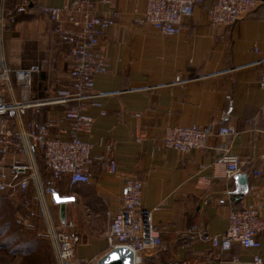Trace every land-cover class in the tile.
<instances>
[{"label": "crops", "instance_id": "1", "mask_svg": "<svg viewBox=\"0 0 264 264\" xmlns=\"http://www.w3.org/2000/svg\"><path fill=\"white\" fill-rule=\"evenodd\" d=\"M72 1L28 0L29 9L4 33L6 62L13 70L12 92L6 97L30 103L23 119L44 127L49 138H65L69 132L63 118L67 105L54 100L71 80L68 46L40 9ZM213 1L204 0L182 20L180 32L168 36L142 22L145 0H94V14L114 10L118 18L99 44L109 69L94 76V88L82 101L92 119L90 133L82 138L92 145L94 157L103 154L99 140L110 142L117 172L109 174L95 160L88 183L70 186L74 195H58L66 204L65 222L79 237L78 259L97 264L110 251L105 233L120 210L127 178L142 182L141 208L152 212L162 240L159 248L140 255L139 264H251L253 255L264 258V234L258 235L259 250L233 245L226 253L187 235L195 225L213 236L225 232L229 208L219 204L221 199L233 201L241 192V205L264 206V92L258 82L264 68V8L232 26H213L206 11ZM35 64L41 71L30 85L18 80L17 72ZM213 121L234 128V136L212 137L207 148L186 153L161 145L167 128H204ZM225 151L239 158V174L247 176L248 187L254 185L252 191L214 165ZM37 154L47 186L52 179ZM15 161L23 162L24 156L15 155ZM255 171L261 172L258 179ZM60 204L55 209L61 224Z\"/></svg>", "mask_w": 264, "mask_h": 264}, {"label": "built area", "instance_id": "2", "mask_svg": "<svg viewBox=\"0 0 264 264\" xmlns=\"http://www.w3.org/2000/svg\"><path fill=\"white\" fill-rule=\"evenodd\" d=\"M106 3V0H100ZM204 0H145L142 22L158 32L174 36L182 26V20L190 17L194 8ZM28 0H20L18 8L26 11ZM94 0H73L62 8L43 6L41 13L55 23L53 32L68 46L66 56L70 68L71 84L58 92L54 102L67 105L63 118L70 129L65 138H49L44 127L33 121L23 119L25 109L30 103L7 99L12 92L11 74L13 70L6 62L4 33L7 26L14 24L7 17V0H0V197L3 195L23 194L32 187L45 226L56 264H89L75 256L78 235L70 229L72 223H55L49 204L59 205L54 191L43 182L36 165V154L40 153L44 166L53 181H67L70 186L86 184L90 181L89 170L95 160L100 162L109 174L117 172L113 157L112 144L99 140L103 154L92 156V145L82 138L91 131L92 119L87 116L82 101L88 98L87 92L94 88L93 78L105 74L109 63L101 53L99 44L118 18L114 10L100 15L93 13ZM259 7L264 8V0H214L206 8L208 19L213 26H232L241 19L253 14ZM264 65V61H263ZM38 64L27 70L17 72V78L30 85L34 74L40 73ZM259 86L264 92V68L259 76ZM225 99L230 102L231 96ZM225 113L222 120H225ZM231 126H220L211 122L201 128L170 127L161 138V145L168 150L186 153L190 150L207 148L212 137L234 136ZM138 141V140H137ZM24 156L23 162L15 161V155ZM10 160L4 163L5 156ZM214 165L222 168L226 178L241 172V162L237 156L222 152L215 158ZM253 178L261 177V172L252 173ZM254 185L248 187L249 191ZM142 182L127 178L121 189L120 210L111 218L105 233L107 246L127 248L134 255V263L141 262L140 255L147 250L159 248L162 244L160 231L155 227L152 212L141 208ZM50 202V203H49ZM228 204L227 228L223 234L209 235L199 225L187 231L209 247L226 253L233 245L243 249L259 250V234H264V206L247 207L228 199L219 204ZM158 209V208H157ZM251 264H264V258L253 255Z\"/></svg>", "mask_w": 264, "mask_h": 264}, {"label": "trees", "instance_id": "3", "mask_svg": "<svg viewBox=\"0 0 264 264\" xmlns=\"http://www.w3.org/2000/svg\"><path fill=\"white\" fill-rule=\"evenodd\" d=\"M18 3L16 1L10 6L7 4V10L10 13L7 17L9 21L13 19L15 22L18 14L21 13ZM27 8L29 9V6ZM37 157L42 158L40 153L37 154ZM23 194L28 195L34 201L32 191L28 190ZM63 198L58 197L59 203H65ZM1 200L3 199L0 198ZM21 207L19 205L13 208L8 203L1 207L0 204V256L3 258L0 263L7 264L2 262L7 261L8 264H48V262L55 264L46 234L41 237L38 232H35L33 226H25L15 218V213L20 211Z\"/></svg>", "mask_w": 264, "mask_h": 264}, {"label": "rangeland", "instance_id": "4", "mask_svg": "<svg viewBox=\"0 0 264 264\" xmlns=\"http://www.w3.org/2000/svg\"><path fill=\"white\" fill-rule=\"evenodd\" d=\"M38 160H39V164L45 168L43 159L38 157ZM47 186L51 187L50 189L54 191V195L56 197H58V195L60 194L61 195H74V193L76 192L75 189L71 188L70 185H67L65 181H60V182L53 181L51 184ZM0 198L3 199L1 200L2 202L0 201L1 207L2 206L4 207V205L7 203L10 204L13 208L21 205L22 206L21 210L15 213V218L25 226H28V227L33 226L35 228V229L33 228L35 232H38L41 237H44L45 226H44V222L42 219L40 208L38 204L36 203L35 199H34L35 201L34 202L31 200V198L28 195L20 194V193L16 195L14 194L12 196L3 195ZM49 208H50V211H51V214H52V217L55 223L58 224V213L55 209L56 206H53L50 203ZM1 260H3V258H1L0 256V261ZM45 260L46 258L44 259V261ZM2 262H5L8 264L7 261H2ZM54 263H55V260H54Z\"/></svg>", "mask_w": 264, "mask_h": 264}, {"label": "water", "instance_id": "5", "mask_svg": "<svg viewBox=\"0 0 264 264\" xmlns=\"http://www.w3.org/2000/svg\"><path fill=\"white\" fill-rule=\"evenodd\" d=\"M234 179L237 181L238 184H242L248 190L247 186V176L245 174H238L234 176ZM241 198L242 193H239ZM239 198H233L234 201H239ZM65 209L66 204L61 203L59 206V218L62 224L65 223ZM97 264H135L134 263V255L133 253L127 248H114L110 250L107 254H105L102 258L97 261Z\"/></svg>", "mask_w": 264, "mask_h": 264}]
</instances>
